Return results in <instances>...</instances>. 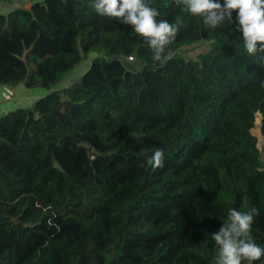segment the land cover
Returning <instances> with one entry per match:
<instances>
[{"label": "trees", "instance_id": "1", "mask_svg": "<svg viewBox=\"0 0 264 264\" xmlns=\"http://www.w3.org/2000/svg\"><path fill=\"white\" fill-rule=\"evenodd\" d=\"M148 2L180 24L163 65L90 0L0 12V87L47 91L0 117V264H217L212 233L233 208L259 210L264 248L251 132L261 115L264 136V53L247 54L235 13L212 29L174 0ZM200 42L210 48L197 60L179 56ZM157 148L165 167L153 171Z\"/></svg>", "mask_w": 264, "mask_h": 264}, {"label": "clouds", "instance_id": "2", "mask_svg": "<svg viewBox=\"0 0 264 264\" xmlns=\"http://www.w3.org/2000/svg\"><path fill=\"white\" fill-rule=\"evenodd\" d=\"M191 15L203 20L206 28L216 29L230 24L235 13L237 30L242 33L243 46L249 56L264 53V0H174ZM90 7L97 14L115 18L121 24L129 25L139 36L145 38L153 52V60L161 65L171 58L170 46L175 42L180 24L158 20L160 12L151 7L148 0H90ZM264 87V83L261 85ZM147 164L153 171L165 167V154L157 148L147 157ZM259 210L253 207L242 212L235 208L228 212L218 232L212 233L218 249L217 264H249L264 257V248L256 243L252 234L255 217Z\"/></svg>", "mask_w": 264, "mask_h": 264}, {"label": "rangeland", "instance_id": "3", "mask_svg": "<svg viewBox=\"0 0 264 264\" xmlns=\"http://www.w3.org/2000/svg\"><path fill=\"white\" fill-rule=\"evenodd\" d=\"M38 0H14L13 2L6 3L5 5H0V12H9L16 8H30L32 3ZM210 48V42H200L194 45L183 47L180 52L179 56L186 59V60H197V58L201 55L206 53ZM90 65V60L81 64L74 72L67 75L62 79V81L56 86V88L67 87L71 85L75 79L79 78L81 74H83L86 69ZM43 90V89H40ZM35 93H32V95ZM260 115V114H257ZM256 115V119H257ZM260 126L258 127L255 122V128L252 129V134L258 138V148L261 154V161L263 163L264 168V136L262 135V116L260 115ZM249 264V263H247Z\"/></svg>", "mask_w": 264, "mask_h": 264}, {"label": "crops", "instance_id": "4", "mask_svg": "<svg viewBox=\"0 0 264 264\" xmlns=\"http://www.w3.org/2000/svg\"><path fill=\"white\" fill-rule=\"evenodd\" d=\"M32 93H35V95ZM47 91L18 87H0V117L18 108H29L36 100L45 96Z\"/></svg>", "mask_w": 264, "mask_h": 264}]
</instances>
